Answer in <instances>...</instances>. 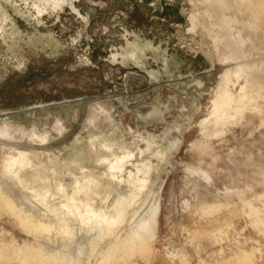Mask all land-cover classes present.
I'll return each instance as SVG.
<instances>
[{
    "label": "rangeland",
    "instance_id": "1",
    "mask_svg": "<svg viewBox=\"0 0 264 264\" xmlns=\"http://www.w3.org/2000/svg\"><path fill=\"white\" fill-rule=\"evenodd\" d=\"M206 6L203 0H62L58 7L0 0V173L6 150L35 130L49 137L52 157L67 159L64 146L77 139L96 143L103 159L124 156L137 172L148 171L131 207L136 215L128 212L120 235L155 205L157 229L152 254L133 257V264H240L236 256L247 251L252 264H264V228L250 214L252 206L264 220V52L219 63L215 50L228 54L227 41ZM207 24L219 30V42L207 36ZM231 27L230 38L245 47L248 25ZM236 63L246 73L230 90L247 96L244 112L205 135L200 123L209 117L216 85ZM60 200L48 202L58 207ZM217 205L226 208L205 210ZM67 218L76 236L46 249L72 264H98L114 239H97L98 229ZM216 219L215 235H197ZM32 238L0 215L3 246Z\"/></svg>",
    "mask_w": 264,
    "mask_h": 264
},
{
    "label": "bare ground",
    "instance_id": "2",
    "mask_svg": "<svg viewBox=\"0 0 264 264\" xmlns=\"http://www.w3.org/2000/svg\"><path fill=\"white\" fill-rule=\"evenodd\" d=\"M48 1L58 7L62 0ZM203 1L207 4L209 17L211 18L210 12L216 21L214 24L220 27L222 37L227 41L228 54L218 48L215 50L214 56L219 63L246 60L247 53L252 50L264 52V0ZM189 19L192 26H196V17L190 15ZM235 23L248 25L245 47L244 44H238L235 38H230L236 35L232 33V27L229 29V26ZM204 30L214 42H219V30L214 32L211 24L205 25ZM245 73V66L236 63L234 68L221 74L209 117L200 123L203 134L218 133V127H224L229 121L242 115L247 96L243 92L234 95L230 89L239 84ZM240 89L245 88L240 86ZM56 118L58 122L62 119L59 115ZM9 131L15 138L21 137L22 131ZM24 137L29 141H24ZM49 141L46 135L37 130L32 131L11 144L2 159L0 215L6 216L21 232L33 238L20 244H5L6 248L0 242V258L7 262L17 260L18 264H72L68 257L46 249L62 246L65 241L76 236L75 228L70 224L67 215H71L82 227L98 229L100 233L97 239H102L105 235L114 239L98 264H110L114 260L117 264H133V257L152 254L153 245L150 239L156 234L158 205L135 225L131 224L125 236L120 235L128 212L131 211L133 218L136 215V210L131 207L135 205L139 193L149 180L148 171L137 172L130 162L129 165L125 163L124 156L103 159L98 155L99 146L96 143L90 145L77 139L64 146L70 148L67 159L62 160V157L56 154L52 157L47 150ZM23 142L28 147H23ZM206 178L208 179V176ZM84 181H88V185H84ZM32 182L35 187H27ZM57 195H61L60 207L52 206L48 202L50 197ZM225 208L217 205L205 210L220 212ZM228 211L238 212L236 209ZM250 214L254 216L253 223L264 228L260 210L250 206ZM211 225L210 231L197 235H215L219 229L218 220L212 221ZM51 237L52 240L44 245L42 239L49 240ZM97 245L92 242L94 250L98 249ZM252 256L253 254L247 251L236 258L240 257V264H252Z\"/></svg>",
    "mask_w": 264,
    "mask_h": 264
}]
</instances>
